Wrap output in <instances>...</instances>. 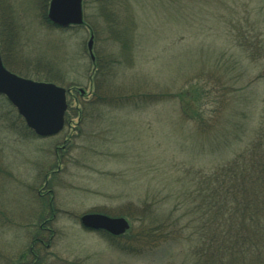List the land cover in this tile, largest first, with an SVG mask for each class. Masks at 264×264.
<instances>
[{
	"label": "rangeland",
	"instance_id": "1",
	"mask_svg": "<svg viewBox=\"0 0 264 264\" xmlns=\"http://www.w3.org/2000/svg\"><path fill=\"white\" fill-rule=\"evenodd\" d=\"M127 2L139 33L143 25L131 57L111 39L98 2L82 0L91 58L84 24L47 26L42 0H0L4 66L66 91L62 127L48 136L22 130L0 95V264H181L180 244L123 254L101 232L111 233L83 227L79 216H121L110 212L145 199H168L167 212L180 201L178 181L264 152V0ZM115 8L123 15V0ZM98 58L116 66L113 95L164 92L165 100L100 104ZM41 223L51 230L31 245Z\"/></svg>",
	"mask_w": 264,
	"mask_h": 264
},
{
	"label": "trees",
	"instance_id": "2",
	"mask_svg": "<svg viewBox=\"0 0 264 264\" xmlns=\"http://www.w3.org/2000/svg\"><path fill=\"white\" fill-rule=\"evenodd\" d=\"M105 1L96 0L98 11L107 23L110 37L121 42V52L126 53L122 54L124 57L128 53L131 57L136 50L143 25L139 33V27L133 17L134 8L129 6L128 0H123V15H117L119 9H113L121 0H109L112 2V9L106 8ZM41 5L42 21L47 26L56 27L46 17L47 1L42 0ZM83 24L94 34L91 24ZM93 66V77L96 76L98 80L96 89L103 91L97 95L100 104L106 102L124 106L129 105L125 103L133 101V106L142 107L162 102L167 96L164 92L113 95L108 86L115 80L110 75L113 72L115 74L116 66H113V63L109 65L107 61L102 62L99 58L97 62H93ZM184 94L177 92L174 96L180 98ZM1 97L3 102L7 101L3 95ZM183 99L186 100V97ZM2 100L0 99V102ZM9 105L11 106L10 103ZM21 123L22 130L37 136L23 121ZM259 153L255 154L249 150V153L240 154V158L228 164L195 174V181H178L177 193L173 195L179 197L180 201L167 212L163 211L171 204L168 199L163 202L161 199H145L141 204H137V210L121 209L117 210L118 212H110L116 213L112 215L131 219L130 227L119 235L103 231L101 233L119 252L127 255H140L147 251L146 246L152 251V247L156 249L167 243H177L185 252L181 264H264V152L261 150ZM190 186H193V190ZM147 188L149 191L153 190L148 184ZM164 226L165 230L157 233ZM34 230L30 239L31 245L43 244L44 232L51 229L41 223ZM51 235L53 234H50L52 238ZM141 241L145 245L140 243ZM18 262L21 263L19 260Z\"/></svg>",
	"mask_w": 264,
	"mask_h": 264
},
{
	"label": "water",
	"instance_id": "3",
	"mask_svg": "<svg viewBox=\"0 0 264 264\" xmlns=\"http://www.w3.org/2000/svg\"><path fill=\"white\" fill-rule=\"evenodd\" d=\"M47 19L54 25L66 27L83 23L82 0H49ZM92 34L87 48L90 57ZM0 94L15 107L26 125L36 134L48 136L57 132L63 122L65 89L52 82L37 81L11 72L4 67L0 56ZM83 227L104 229L113 235L129 228L123 216H110L100 212H85L79 216Z\"/></svg>",
	"mask_w": 264,
	"mask_h": 264
}]
</instances>
